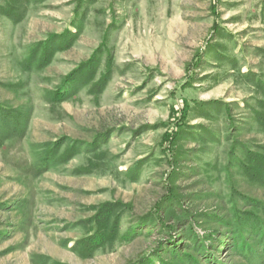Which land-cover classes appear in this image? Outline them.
<instances>
[{"label":"rangeland","instance_id":"rangeland-1","mask_svg":"<svg viewBox=\"0 0 264 264\" xmlns=\"http://www.w3.org/2000/svg\"><path fill=\"white\" fill-rule=\"evenodd\" d=\"M263 99L264 0H0V264H264Z\"/></svg>","mask_w":264,"mask_h":264},{"label":"trees","instance_id":"trees-1","mask_svg":"<svg viewBox=\"0 0 264 264\" xmlns=\"http://www.w3.org/2000/svg\"><path fill=\"white\" fill-rule=\"evenodd\" d=\"M8 8V7H7ZM7 12V17L13 19L15 18L16 15H18V12H16L15 9H9ZM105 84V82H104ZM103 84V86H104ZM64 93H59L60 96L62 95H67L68 93L66 91H63ZM262 107L264 106V99L262 102H260ZM20 114H17V112H13L11 110L8 109H3L0 107V125L6 127L7 129H9L11 132H13L14 130H18L19 129V124H20ZM258 121H260V123H263V119L262 118H257ZM181 125L180 123L177 124V126ZM1 146V144H0ZM247 162L245 165L242 166L243 172L244 174L250 178V180L252 179L253 181H257L260 183H264V156H260L258 154L255 153H247ZM241 217H237L235 218V221L238 222H244L246 224H251L254 225L255 229H261L262 226L259 224L260 221L258 218H256L253 214H249L244 216V221L240 220ZM101 222L104 223V221L101 220ZM103 223H98V229H97V233L98 237H104L106 235V231L103 230V228H107L106 226L103 225ZM102 229V231H101ZM115 230V228H112L110 231L113 232ZM95 234V235H96ZM97 236V235H96ZM93 244H89V242H83L81 244V249L83 248V251H87L89 250Z\"/></svg>","mask_w":264,"mask_h":264}]
</instances>
